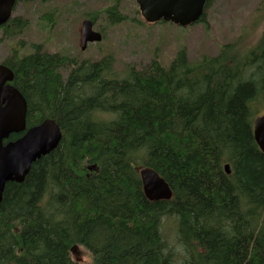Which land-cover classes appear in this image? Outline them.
Returning <instances> with one entry per match:
<instances>
[{
	"label": "trees",
	"instance_id": "obj_1",
	"mask_svg": "<svg viewBox=\"0 0 264 264\" xmlns=\"http://www.w3.org/2000/svg\"><path fill=\"white\" fill-rule=\"evenodd\" d=\"M212 1L195 25L208 28ZM120 6L104 9L110 23L124 21ZM28 24L13 19L4 39ZM24 48L3 64L27 101V126L53 119L63 139L23 183L7 184L0 264H79L77 245L93 264H264V153L254 139L264 30L252 47L231 42L196 61L182 49L168 67L158 58L128 65L124 79L113 56L80 59L43 44L23 56ZM143 167L170 185L172 200L146 198ZM166 217L176 220L177 245L162 232Z\"/></svg>",
	"mask_w": 264,
	"mask_h": 264
},
{
	"label": "rangeland",
	"instance_id": "obj_2",
	"mask_svg": "<svg viewBox=\"0 0 264 264\" xmlns=\"http://www.w3.org/2000/svg\"><path fill=\"white\" fill-rule=\"evenodd\" d=\"M113 2H19L13 19H22L29 24L20 37L9 42L0 31V64L10 56L13 48H19V44L27 49V53L21 54L23 56L31 53V45L43 44L49 53H69L80 59L97 61L113 56L115 73L119 79H124L128 65L144 69L158 58L168 67L182 49H186L191 61H196L202 55L216 56L222 46L231 42L239 41L241 46L252 47L264 30V0H214L206 16L208 28L202 24L186 28L171 23L139 25V20L143 19L136 0H120V12L125 19L118 25L112 24L104 9ZM43 17L50 21L42 20ZM86 19L94 22V30L103 35V40L90 43L82 50V23ZM261 110L259 114L264 115V107ZM161 225L169 243L177 245L176 220L166 217ZM71 258L79 264H93L91 253L81 245L75 246Z\"/></svg>",
	"mask_w": 264,
	"mask_h": 264
},
{
	"label": "water",
	"instance_id": "obj_3",
	"mask_svg": "<svg viewBox=\"0 0 264 264\" xmlns=\"http://www.w3.org/2000/svg\"><path fill=\"white\" fill-rule=\"evenodd\" d=\"M207 1L136 0L141 15L148 24L164 21L181 27L196 24L204 15ZM16 3L17 0H0V27L9 21ZM102 40V34L93 30V22L83 21L82 49L85 50L89 43H99ZM13 80V71L0 65V204L7 184L23 183L33 164L55 151L63 139L62 130L53 119H46L37 126L27 128V101L19 90L10 85ZM21 133L24 135L16 141L4 144L11 135ZM254 138L264 153V115L255 121ZM94 169L90 168L91 171ZM224 169L227 175L231 174L229 164ZM139 175L149 201L172 200L173 190L155 170L142 168Z\"/></svg>",
	"mask_w": 264,
	"mask_h": 264
},
{
	"label": "flooded vegetation",
	"instance_id": "obj_4",
	"mask_svg": "<svg viewBox=\"0 0 264 264\" xmlns=\"http://www.w3.org/2000/svg\"><path fill=\"white\" fill-rule=\"evenodd\" d=\"M24 133H21V134H15L16 136H19L17 137L16 139H11L12 136H15V135H11L10 138L8 140L5 141L4 144H7L8 142H12V141H15L17 140L18 138H20L21 136H23Z\"/></svg>",
	"mask_w": 264,
	"mask_h": 264
},
{
	"label": "bare ground",
	"instance_id": "obj_5",
	"mask_svg": "<svg viewBox=\"0 0 264 264\" xmlns=\"http://www.w3.org/2000/svg\"><path fill=\"white\" fill-rule=\"evenodd\" d=\"M255 139V138H254Z\"/></svg>",
	"mask_w": 264,
	"mask_h": 264
}]
</instances>
